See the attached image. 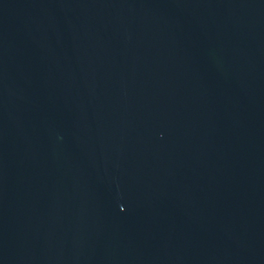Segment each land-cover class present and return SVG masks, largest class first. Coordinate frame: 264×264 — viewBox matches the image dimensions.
I'll list each match as a JSON object with an SVG mask.
<instances>
[{
    "label": "water",
    "instance_id": "water-1",
    "mask_svg": "<svg viewBox=\"0 0 264 264\" xmlns=\"http://www.w3.org/2000/svg\"><path fill=\"white\" fill-rule=\"evenodd\" d=\"M0 264H264V0H0Z\"/></svg>",
    "mask_w": 264,
    "mask_h": 264
}]
</instances>
